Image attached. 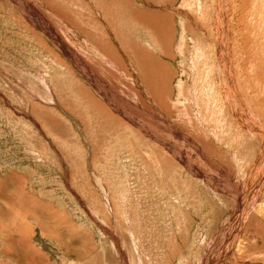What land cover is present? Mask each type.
<instances>
[{"label":"rangeland","instance_id":"374dc122","mask_svg":"<svg viewBox=\"0 0 264 264\" xmlns=\"http://www.w3.org/2000/svg\"><path fill=\"white\" fill-rule=\"evenodd\" d=\"M226 1L0 0V264L208 263L241 209L183 131L195 122L189 135L212 143L202 148L236 183L262 143L220 102L230 84L211 45L227 28L217 7L234 10L222 15L238 38L225 33L223 46L249 38L263 62L253 70L236 61L250 77L234 74L236 87L263 91L264 13L244 21L257 3ZM166 140L195 167L170 160ZM252 227L244 237L252 249L223 264H264L263 243L250 244L264 234Z\"/></svg>","mask_w":264,"mask_h":264},{"label":"bare ground","instance_id":"6f19581e","mask_svg":"<svg viewBox=\"0 0 264 264\" xmlns=\"http://www.w3.org/2000/svg\"><path fill=\"white\" fill-rule=\"evenodd\" d=\"M254 3L256 2L257 3V5H256V7H254L255 9H253V8H249V11H248V15L246 16V14H247V11H245V10H243L244 12H245V15H244V17H243V19H244V21H247L248 19H247V17H249V19L251 20V18L254 20V23H257L258 21H257V18H258V15H259V12H260V14L261 13H264V8L260 11V9H261V4H260V1L261 0H252ZM227 1L225 0H221V3L223 4H225ZM250 2V1H249ZM262 2V1H261ZM248 3V2H247ZM252 3V2H251ZM253 3V4H254ZM263 3V2H262ZM223 4V5H224ZM226 4H228V3H226ZM264 4V3H263ZM229 7H230V5H229ZM228 7V8H229ZM247 7V6H246ZM128 8H131V7H128ZM134 8V7H133ZM229 9H231V7L229 8ZM248 9V8H247ZM253 9V10H252ZM217 10L220 12V13H218L219 14V16L221 17V20H223L222 21V25H225L226 24V26H227V28H226V35L228 34L229 36L231 35V36H235V35H237V34H239V31H238V33H236L232 28H231V24H230V21L228 20L227 21V23H226V21H225V17L222 15L223 14V12L225 11L226 12V10L227 9H222L221 7H217ZM229 11V10H228ZM229 12H234V10H230ZM227 13V12H226ZM226 13H225V15H226ZM231 13H229V15L230 16H232L231 15ZM236 13V12H235ZM183 14V13H182ZM214 14V13H213ZM140 15V14H139ZM148 15H150V14H148ZM227 15H228V13H227ZM226 15V16H227ZM228 15V16H229ZM262 15V14H261ZM184 16V15H183ZM185 16H186V14H185ZM239 16V15H238ZM263 16H264V14H263ZM218 17V16H217ZM219 17V18H220ZM238 18V17H237ZM261 19H262V16L260 17ZM186 19V18H185ZM188 20H190L189 18H187ZM228 19V18H227ZM232 18H230V20H231ZM238 19H241V18H238ZM247 19V20H246ZM253 20H252V22H253ZM259 20V19H258ZM242 21V20H241ZM243 21V22H244ZM262 22H263V19L261 20ZM42 22V21H41ZM141 22V21H140ZM204 22V21H203ZM236 22H238V21H236ZM251 22V21H250ZM251 22V23H252ZM42 25H43V27H44V29H46L47 31L46 32H48L50 35H51V33H52V36L53 37H56L57 35L55 34V32L53 31V30H50L48 27H47V25H45V24H43V23H41ZM48 24V23H47ZM232 24H233V22H232ZM234 24H235V22H234ZM238 24V23H237ZM245 24V23H244ZM259 24V23H258ZM205 25V24H204ZM217 25V24H216ZM257 25V24H256ZM46 26V27H45ZM234 26V25H233ZM245 26H246V24H245ZM245 26H244V28H245ZM254 26V25H253ZM156 27V26H155ZM241 27V26H240ZM218 29H219V27H217ZM234 28H236V27H234ZM244 28H242V29H244ZM247 28H249V27H247ZM246 28V29H247ZM254 28V27H253ZM157 29V28H156ZM236 29H238V27L236 28ZM172 30V29H171ZM220 30V29H219ZM222 30V29H221ZM239 30V29H238ZM241 30V29H240ZM256 27L254 28V31L256 32ZM244 31H246V30H243V33H244ZM260 31V30H259ZM241 32V31H240ZM246 32H249V30H247ZM245 32V33H246ZM252 31H250V33H251ZM258 32V31H257ZM214 33V38H213V42H212V45L211 46H213L214 45V47L216 48V50H215V52L217 53V60H219V72L221 73L220 74V76L222 75V74H226L225 75V79L226 80H224V82H226L227 83V85H229V88H227V92H225L226 91V89L224 90L223 88H221L220 90H222L223 89V92H224V94L222 95V97L221 98H219L220 99V102L222 103V105H230L229 107H230V109H229V111H230V114H232V116H234L236 119H238V123H236L237 125H234V126H237V127H242L243 129L245 128V130L247 131V132H250V133H252V132H257V134L260 136V138H261V149H260V151H259V153L257 154V156H256V158H255V160H254V162H253V165H252V167H251V170L249 171V172H247L246 174H245V172H243L242 171V174H238L237 175V178H238V182L236 183L235 181H233V179H232V177H233V173H232V169H231V167L229 166H226L225 165V167H223L221 164H219V163H216L215 161H213V159H210V157L205 153V152H207V149L206 148H202V146L203 145H206V144H208L209 146H211V144L212 143H210L209 141H207V143L205 144V143H202V142H199V141H197L196 140V138L195 137H192L191 135H189V134H194L195 132H194V130H193V127L195 126V122H191V127H190V129L192 130V132L190 133V132H188L186 129V132L185 131H183L185 134L183 135V137H184V139H185V145H188V149H192V150H194V152H195V154L204 162V163H202L203 165H205L206 167H208V169L211 171V169L212 170H215L216 172H219L220 173V175L222 176V178L224 179V181H230V183H231V188H230V193H232V197H234V199H236V202L235 203H237L236 204V210L239 208V209H241L240 211H241V214H239V212L237 211V212H235L234 213V215H232V217L229 219V221H230V223H233V225H231V226H233V228H227V226L225 227V226H223V228H224V232H222L221 233V239H220V243L217 245V250H214V252L215 253H213L212 254V256H208L207 257V261H208V263L207 264H220V263H225L224 261H226L227 259L228 260H231V261H234V263H236L237 262V259H238V256H239V254L241 255L242 254V250H243V248H245V249H248V248H251L252 249V246L251 245H249L248 244V242H247V240L246 239H244V237H245V235H246V233H248L249 231H250V228L252 227V226H254V227H256L257 228V230H256V233L258 234V236H259V233L260 232H262L263 234H264V232L263 231H259V225H260V223L262 222L263 224H264V196H261V194H262V192L264 191V90L263 91H261L260 90V88L257 86V88H254V87H256V84L255 85H253V89H255V91H250L251 93H252V95L254 96L255 95V93L257 94V95H255V98L256 99H254V97H250V92H245V93H243L242 95L240 94V91H238V88L236 87L237 86V79H238V77H239V81L241 80V77H242V75H243V72L245 71V69H244V71H242V68H241V66L239 67H237V64H235L236 63V61H240V59H242L241 61H243V63L244 64H246V65H248V66H250V64H252V62H254V61H257V60H259V58L261 57V56H258L257 54H256V52H253V50H255V49H253L252 47L254 46H252V47H248V43H249V38L247 39L246 38V43L247 44H245V45H247V48H244V46L245 45H243V43L242 44H239L241 41H243V40H241V41H238V40H235V43H234V45H233V43L231 44V46L233 47V50L230 48V45L227 43V45L226 46H223V44H222V42H223V40L224 39H227L226 38V36H225V33L224 34H219V35H216L215 33V31L213 32ZM246 34H248V33H246ZM228 35H227V37H228ZM240 35H242V34H240ZM260 35V34H259ZM166 36V35H165ZM255 36V35H254ZM253 36V37H254ZM257 36V35H256ZM261 36H262V34H261ZM58 37V36H57ZM162 37V36H161ZM235 37H237V36H235ZM243 38V36H240V38ZM245 37H247V36H245ZM238 38V37H237ZM241 38V39H242ZM262 38V37H261ZM259 39V38H258ZM230 40V39H229ZM240 40V39H239ZM257 40V39H256ZM259 41H261V40H259ZM226 42V41H225ZM239 42V43H238ZM254 42V41H253ZM58 43H60V41L58 42ZM245 43V42H244ZM260 43V42H259ZM61 44V48H63L64 50H65V48L63 47V41H62V43H60ZM251 44V43H250ZM255 44V43H254ZM257 45V44H256ZM257 47V46H256ZM248 48H251L252 50H250V49H248ZM236 49V52H234V50ZM232 51H233V54H232ZM237 56H238V58H237ZM263 56V55H262ZM237 58V59H236ZM75 60V59H74ZM76 61H77V59H76ZM260 61V64L261 63H263V62H261V60H259ZM258 62V61H257ZM78 63V62H77ZM240 63V62H239ZM242 62H241V64H243ZM245 65V66H246ZM253 65V64H252ZM252 65L250 66L251 68H252ZM79 66V65H78ZM254 66H255V64H254ZM258 67H259V65H257ZM261 66H262V64H261ZM198 67V66H197ZM80 68V67H79ZM246 68H249V67H246ZM255 68H256V66H255ZM254 68V69H255ZM263 68V67H262ZM237 69V70H236ZM253 69V68H252ZM253 69V70H254ZM194 70V69H193ZM249 70V69H248ZM260 70V69H259ZM250 71H251V69H250ZM255 71H257L258 72V70H255ZM83 72V71H82ZM247 72V70L244 72L246 75H244L242 78H245V80H246V83H247V81L250 79V77H249V75L246 73ZM251 72H254V71H251ZM251 72H249L250 73V75L252 76L253 74H251ZM259 72H263V71H259ZM152 73V72H151ZM255 73V72H254ZM234 74L237 76V79H236V77L234 76ZM256 74V73H255ZM258 74V73H257ZM262 74H264V73H262ZM262 74H261V76H262ZM254 76H256L255 78L257 79V81H260L259 80V77L257 78V76L258 75H254ZM254 76H252L253 78H254ZM223 77H224V75H223ZM254 78V79H255ZM262 78V77H261ZM260 78V79H261ZM253 80V79H252ZM256 81V82H257ZM151 82V81H150ZM152 83V82H151ZM250 83V82H249ZM225 85V84H224ZM252 85V84H251ZM250 85V86H251ZM261 85V84H260ZM223 86V85H222ZM249 86V85H248ZM252 88V87H251ZM243 89V88H242ZM247 89H249V88H247ZM243 90H246V89H243ZM243 90H241V92H243ZM252 90V89H251ZM246 91H248V90H246ZM233 97L236 99V100H234L233 99ZM252 98V99H251ZM232 99L236 102L237 101V103L238 104H240L237 108H236V106H235V108H233V102H232ZM192 101V100H191ZM236 104V103H235ZM221 105V106H222ZM262 105H263V107H262ZM228 107V108H229ZM186 108V107H185ZM194 108V107H193ZM208 108V107H207ZM226 108V107H225ZM258 108H260V109H258ZM168 109H170V108H168V106H167V110ZM196 110V109H195ZM226 112H227V109H224ZM259 110V111H258ZM169 111V110H168ZM172 111V110H171ZM181 111L182 112H184V116H183V118H184V121L185 122H190L189 120H190V118H188V116H189V114H186L185 113V109L184 108H182L181 109ZM164 113V112H163ZM170 114H172V112H169ZM178 113H179V111H178ZM188 113V112H187ZM162 114V113H161ZM185 114L187 115V116H185ZM227 114H229V112L227 113ZM192 115V114H191ZM195 117H196V114L194 115ZM163 117H164V115H163ZM162 117V118H163ZM192 117V116H191ZM162 118H161V120H162ZM170 118V117H169ZM231 118V117H230ZM179 119V118H178ZM197 120H198V118H197ZM196 120V121H197ZM163 121H164V119H163ZM207 121V120H206ZM235 121H237V120H235ZM170 122V121H169ZM180 122V121H179ZM205 123V122H204ZM203 125H205V124H203ZM233 126V127H234ZM174 128V129H173ZM172 129L174 130V131H177L178 132V134L180 133V130H179V128H176V127H173ZM207 129H209L208 128V126L206 127ZM235 128V127H234ZM165 129V128H164ZM211 130V129H210ZM212 132H213V130H211ZM242 131L243 130H239V132H240V135H242L243 133H242ZM216 135V134H215ZM220 136V135H219ZM179 137V136H178ZM218 137V136H217ZM158 138V137H157ZM209 140H214L215 142H216V139H218V138H216V137H214V135H212V133H210V135H209ZM224 138V137H223ZM183 139V140H184ZM156 140H159V143L161 144L162 143V140L161 139H156ZM219 140V139H218ZM217 140V141H218ZM204 141V140H203ZM209 142V143H208ZM222 142V141H221ZM173 143H175V142H173ZM218 144H220V145H224L223 143H219V142H217ZM216 144V143H215ZM162 145V144H161ZM184 145V146H185ZM214 145V144H213ZM216 146V145H215ZM178 147V146H177ZM177 147H171V145L169 146V142H167V140H166V142H165V147H164V153L166 154V156L167 157H169V159L170 160H176L177 162H179L178 164L180 165V166H183V167H185V166H187V167H190V168H193V167H195V161L194 160H192V159H190L189 157H188V155L187 154H184V152H183V150H184V148H182L181 146L180 147H178V148H180V150H182V151H180V150H178V149H176ZM161 150V149H160ZM223 150V149H222ZM220 151V150H219ZM218 151V152H219ZM229 151H230V149H229ZM232 154H233V156H235V154L233 153V151H230ZM164 153H163V155H164ZM186 153V152H185ZM156 155V154H155ZM200 155V156H199ZM159 156V155H158ZM157 156V157H158ZM217 156V155H216ZM230 156V155H229ZM213 157V156H212ZM215 157V156H214ZM218 157H219V155H218ZM199 159V160H200ZM220 159H221V157H220ZM223 159V158H222ZM234 159V157L231 159V160H233ZM236 160V159H235ZM238 160V159H237ZM198 161V160H197ZM223 161V160H222ZM199 162V161H198ZM239 162V161H238ZM201 163V162H200ZM227 163V162H226ZM225 163V164H226ZM235 163V162H234ZM252 163V162H251ZM228 164V163H227ZM230 164H232V163H230ZM229 164V165H230ZM240 164V163H239ZM168 165H169V162H168ZM174 165V164H173ZM172 165V166H173ZM224 165V164H223ZM178 167V166H177ZM244 167V166H243ZM246 167V166H245ZM211 173H214V172H211ZM218 178H220V177H218ZM222 178H220V179H222ZM222 179V180H223ZM243 181V182H242ZM250 182H252V184H250ZM229 188V187H228ZM229 197V196H228ZM231 197V198H232ZM244 201V202H243ZM251 203V205H247V204H250ZM252 206V207H251ZM251 207V208H250ZM249 208V209H248ZM235 210V211H236ZM246 210H248V211H246ZM258 210V211H257ZM257 211V212H256ZM255 212H256V214H255ZM260 216H261V218H260ZM260 222V223H259ZM236 224H237V226H236ZM262 225V224H261ZM229 226V225H228ZM253 228V227H252ZM251 228V229H252ZM261 229V228H260ZM254 232V231H253ZM251 233V232H250ZM248 235V234H247ZM23 236V235H22ZM249 236V235H248ZM220 238V237H219ZM254 239L252 240V241H250V244H256V246H257V244L260 242V243H263V246H264V238L263 237H261V238H263V239H261L260 240V238L259 237H253ZM249 241V240H248ZM214 242V241H213ZM28 243V242H27ZM117 243V242H116ZM30 244V243H29ZM244 244H246L247 246L246 247H244L243 245ZM240 248H242V250H240ZM264 248V247H263ZM208 249H209V247H208ZM251 249H248V250H251ZM211 251V250H210ZM212 252V251H211ZM217 252V253H216ZM244 252V251H243ZM120 258V257H119ZM122 258H123V260L125 261L126 259H125V257L123 256V254H122ZM205 263H206V261H205ZM124 264H128L127 263V261H125V263Z\"/></svg>","mask_w":264,"mask_h":264}]
</instances>
